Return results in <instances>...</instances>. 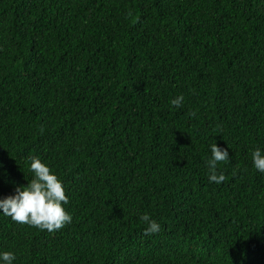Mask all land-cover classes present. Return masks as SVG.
<instances>
[{
  "label": "trees",
  "instance_id": "16d2710c",
  "mask_svg": "<svg viewBox=\"0 0 264 264\" xmlns=\"http://www.w3.org/2000/svg\"><path fill=\"white\" fill-rule=\"evenodd\" d=\"M256 147L264 0H0V198L39 156L72 216L48 232L0 214L15 264H264Z\"/></svg>",
  "mask_w": 264,
  "mask_h": 264
},
{
  "label": "clouds",
  "instance_id": "9594fccd",
  "mask_svg": "<svg viewBox=\"0 0 264 264\" xmlns=\"http://www.w3.org/2000/svg\"><path fill=\"white\" fill-rule=\"evenodd\" d=\"M183 95L171 100L177 108L183 103ZM210 157L206 160L209 182L220 184L226 180L223 172L217 174V165L229 161V151L213 143L210 145ZM253 167L264 173V149L256 147L252 151ZM3 168V164H0ZM31 179L26 185H16L13 195L0 198V214L10 217L14 222L36 227L40 230L54 232L72 222L71 214L65 206L69 203L65 186L56 173L39 156L29 158ZM147 227L145 236L160 231L161 225L147 213L140 216ZM17 257L14 252L0 251V264H15Z\"/></svg>",
  "mask_w": 264,
  "mask_h": 264
}]
</instances>
